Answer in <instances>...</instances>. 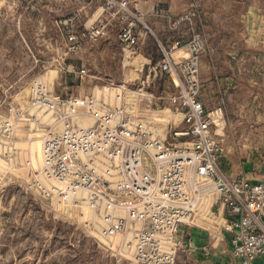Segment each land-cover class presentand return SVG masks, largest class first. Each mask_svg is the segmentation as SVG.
Instances as JSON below:
<instances>
[{"label": "built area", "instance_id": "obj_1", "mask_svg": "<svg viewBox=\"0 0 264 264\" xmlns=\"http://www.w3.org/2000/svg\"><path fill=\"white\" fill-rule=\"evenodd\" d=\"M103 1L112 19L128 20L119 34L123 45H138L129 0ZM184 20L176 19L173 25ZM107 28V23H100L80 32L69 30L67 50L103 39ZM181 47L175 42L174 48ZM183 47L186 53L180 59L164 50L147 77L172 78L178 93L169 98L165 110L180 116L178 121L164 124V110L153 101L144 111L130 112L124 86L116 93L122 106L111 110L94 95L44 99L45 111L55 115L53 122L61 128L48 131L43 142L39 176L52 185L43 191L64 200H83L95 213L102 239L113 242L114 251L134 264H176L179 254L194 256L199 247L181 231L205 221L216 225L218 238L229 236L235 259L254 264L264 256V179L234 178L222 168L225 148L213 134V115L200 98L206 43L194 31ZM79 74L83 78L87 72L81 69ZM151 97L146 96L155 99ZM75 115L94 123L75 125ZM204 254L208 256L209 249Z\"/></svg>", "mask_w": 264, "mask_h": 264}, {"label": "rangeland", "instance_id": "obj_2", "mask_svg": "<svg viewBox=\"0 0 264 264\" xmlns=\"http://www.w3.org/2000/svg\"><path fill=\"white\" fill-rule=\"evenodd\" d=\"M97 1L105 9L103 0L85 3ZM259 1L264 5V0H132L130 20L136 22L139 43L130 48L124 45L125 80L106 82L116 92L120 83L128 84L125 103L130 112L144 111L152 101L154 105L155 99L146 98L151 95L160 99L164 124L180 120V116L165 110L170 105L163 101L178 89L172 78L162 74L154 82L147 79L151 64L144 65L145 55L152 56L157 63L163 54L154 44L142 47L140 33L147 31V27L156 34L157 26L177 28L182 22L196 18L195 32L201 34L206 46L222 29L227 30V39L235 40L243 12ZM176 19L185 20L174 26ZM13 23L11 16H0V264H134L114 251L113 242L102 239L95 213L83 200L45 195L43 189L52 185L39 176L47 132L61 128L53 122L55 115L45 111L44 99L89 96L82 91L88 89L82 84L84 77L73 67L82 44L87 41L73 51L66 50L64 62L57 53L51 65L43 59L36 62L30 54L43 55L39 53L41 49L29 52L20 47ZM103 50L107 53L110 49ZM104 60L108 61V56ZM97 61L103 59L98 57ZM39 85L43 86V97L38 95ZM102 93L106 103L115 101V94L107 90ZM73 123L91 126L94 122L75 115ZM224 148V165L231 169L230 175L247 168L245 176L249 181L264 179V144L228 143ZM100 167L104 168L102 164Z\"/></svg>", "mask_w": 264, "mask_h": 264}, {"label": "crops", "instance_id": "obj_3", "mask_svg": "<svg viewBox=\"0 0 264 264\" xmlns=\"http://www.w3.org/2000/svg\"><path fill=\"white\" fill-rule=\"evenodd\" d=\"M131 5L132 0H129L130 8ZM105 12L99 1L86 5L85 0H0V16L12 17L20 47L29 52L41 49L39 53L43 55H38V52L30 55L36 62L43 59L44 63L50 65L55 53L64 62L69 30L80 32L96 22L108 21L106 38L97 43H83L73 67L87 72L82 84L88 89L84 88L83 93L94 95L103 108L111 110L122 106L116 99L115 88L106 89L112 85L106 81L125 80L123 70L126 57L124 55L123 58V54L126 48L119 34L127 20L110 19ZM243 13L236 39H227V30L222 29L216 39L207 42L200 64V98L206 110L213 115V134L224 145L264 144V5L259 1L248 6ZM194 21L197 22L196 18L184 21L177 28L163 29L157 26L156 34L150 29L144 31L140 33V44L142 47L154 44L162 53L169 49L173 57L180 59L186 53L183 46L195 31ZM177 41L182 44L181 48H174ZM104 48L110 50L106 53ZM120 53L122 58L118 59ZM105 56H108V61L104 60ZM98 57L103 61L98 62ZM155 62L152 56L145 55L144 65ZM120 86L127 87L128 84L123 82ZM106 90L115 94L113 103L104 101L101 94ZM177 93L178 89L170 97ZM170 97L163 100L165 104ZM158 99L155 97L156 105ZM224 161L225 157L222 168L230 175L228 171H232L224 165ZM247 170H237L236 175L230 176L246 178ZM216 228L215 224L207 221L199 226H184L181 233L191 235L199 251L192 257L179 254L176 264H241L231 254L229 236L218 238L214 231ZM205 249H209L208 256L204 254ZM254 264H264V256L259 257Z\"/></svg>", "mask_w": 264, "mask_h": 264}]
</instances>
